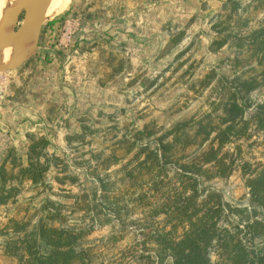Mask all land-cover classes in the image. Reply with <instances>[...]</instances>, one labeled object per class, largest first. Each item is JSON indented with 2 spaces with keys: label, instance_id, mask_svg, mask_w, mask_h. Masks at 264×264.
Returning <instances> with one entry per match:
<instances>
[{
  "label": "rangeland",
  "instance_id": "1",
  "mask_svg": "<svg viewBox=\"0 0 264 264\" xmlns=\"http://www.w3.org/2000/svg\"><path fill=\"white\" fill-rule=\"evenodd\" d=\"M67 19L75 43L48 23ZM35 33L36 53L0 75V264H20L15 246L42 222L84 233L97 260L132 264L143 233L174 224L181 167L219 146L206 125L225 129L244 100L246 135L220 151L234 171L202 188L254 208L242 166L264 164V0H71Z\"/></svg>",
  "mask_w": 264,
  "mask_h": 264
},
{
  "label": "trees",
  "instance_id": "2",
  "mask_svg": "<svg viewBox=\"0 0 264 264\" xmlns=\"http://www.w3.org/2000/svg\"><path fill=\"white\" fill-rule=\"evenodd\" d=\"M48 23L54 26L56 20ZM244 101L242 104L233 103L228 110L232 116L226 121L231 124L225 129L206 125L209 129H218L219 146L214 141L210 149L194 160L193 166L181 167V175L186 177L188 184L185 190L177 193L170 210H167L174 224L162 232L143 233V240L139 243L141 255L134 256L132 264H264V217H259V212L264 213V164L253 167L245 162L242 166L254 208L233 207L216 190L208 191L203 197L207 190L202 185L206 180L227 177L234 171L235 162L228 160L226 153L221 155L220 151L227 143L246 135V127L239 130L236 127L245 123L248 106ZM259 109L256 115L258 127L264 130V104H260ZM209 132L200 129L196 135ZM30 160L33 166V157L30 156ZM5 169L4 165V180ZM26 171L28 169L23 170ZM4 180L0 192L4 191ZM7 198L2 195L0 204ZM18 224L16 222L15 226L20 227ZM180 226H184L182 232H178ZM24 234V238H20L21 243L15 246L20 264H107L104 260H97L90 248L81 245L82 232L42 222ZM254 248L257 250H252ZM7 252L12 253L11 246L7 247Z\"/></svg>",
  "mask_w": 264,
  "mask_h": 264
},
{
  "label": "water",
  "instance_id": "3",
  "mask_svg": "<svg viewBox=\"0 0 264 264\" xmlns=\"http://www.w3.org/2000/svg\"><path fill=\"white\" fill-rule=\"evenodd\" d=\"M47 0H1L0 34V74L22 66L37 51L38 43L35 31L28 25V16L41 9ZM23 19V26L29 35V50L19 57L16 45L18 25Z\"/></svg>",
  "mask_w": 264,
  "mask_h": 264
},
{
  "label": "bare ground",
  "instance_id": "4",
  "mask_svg": "<svg viewBox=\"0 0 264 264\" xmlns=\"http://www.w3.org/2000/svg\"><path fill=\"white\" fill-rule=\"evenodd\" d=\"M70 2L71 0H47L41 9L28 16V25L34 31L39 30L43 26V24L45 23L48 17L57 14L60 11L67 8ZM0 7H1V0H0ZM1 28H2V21H1V10H0V34H1ZM16 45H17L19 57H23L28 52L30 45L28 31L25 27L18 29L16 33Z\"/></svg>",
  "mask_w": 264,
  "mask_h": 264
},
{
  "label": "crops",
  "instance_id": "5",
  "mask_svg": "<svg viewBox=\"0 0 264 264\" xmlns=\"http://www.w3.org/2000/svg\"><path fill=\"white\" fill-rule=\"evenodd\" d=\"M10 71H13V70H10ZM1 75V74H0ZM13 76V75H12ZM14 79H12V81H13ZM19 97L18 96H16V97H13L10 101H15V100H17ZM17 101H19V100H17ZM28 101V100H27ZM13 107V108H12ZM11 107V109L12 110H10V111H12V113H13V116L14 117H17V119H18V121H17V126H16V129H15V132H16V135H17V137L19 136V134H17L18 132L17 131H20V134H22V133H24V132H26L27 131V125L28 124H26V123H28V121H26V122H24L23 121V123H20V121H22L20 118H25V117H27V114H28V110L27 109H29V106L27 105V103H22V104H15L14 106H12ZM25 110H27L26 111V113L27 114H25ZM4 113V111L2 112V114ZM5 121H4V119L3 118H1V120H0V125L2 126V124L3 125H5V123H4ZM20 123V124H19ZM2 129H4L3 127H2ZM5 131V130H4ZM1 133H3V130L2 131H0Z\"/></svg>",
  "mask_w": 264,
  "mask_h": 264
},
{
  "label": "built area",
  "instance_id": "6",
  "mask_svg": "<svg viewBox=\"0 0 264 264\" xmlns=\"http://www.w3.org/2000/svg\"><path fill=\"white\" fill-rule=\"evenodd\" d=\"M70 21L71 20H66L65 22H56V24H57V26L58 25H60L61 23H65L66 25L64 26V29H65V31H64V36H65V39L67 38V40L66 41H71V42H73L74 40H73V36H74V34L73 33H75V30L77 29L76 27H74L73 28V26L72 25H70ZM63 25V24H62ZM56 26V25H55ZM74 43H75V41H74Z\"/></svg>",
  "mask_w": 264,
  "mask_h": 264
}]
</instances>
